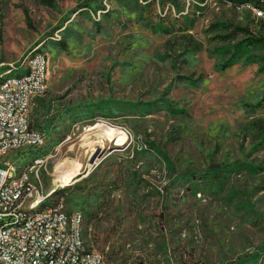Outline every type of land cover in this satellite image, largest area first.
<instances>
[{
  "label": "rangeland",
  "instance_id": "374dc122",
  "mask_svg": "<svg viewBox=\"0 0 264 264\" xmlns=\"http://www.w3.org/2000/svg\"><path fill=\"white\" fill-rule=\"evenodd\" d=\"M34 48L47 142L0 168L38 164L112 264H264L263 23L218 0H0V75Z\"/></svg>",
  "mask_w": 264,
  "mask_h": 264
},
{
  "label": "built area",
  "instance_id": "2783aa9c",
  "mask_svg": "<svg viewBox=\"0 0 264 264\" xmlns=\"http://www.w3.org/2000/svg\"><path fill=\"white\" fill-rule=\"evenodd\" d=\"M243 8V6H239ZM262 13V12H258ZM257 19V18H256ZM2 66H0L1 68ZM10 68H20L14 61ZM44 68H49L48 56L34 58L33 75L27 81H15L4 85L0 90V160L10 152L23 148H36L37 141L45 139V133L34 129L24 132L25 122L29 120V108L39 92H45L48 77H43ZM7 168H0V264H112L100 252L86 242L81 233L63 231L64 219L50 221V214H58V207L43 206V199H49V191L44 192L40 203L41 216H32L31 209L26 215H18V207L23 202H31L30 194H21L17 186L8 187V179L13 178V164L6 161ZM40 171L38 164L27 168V173ZM36 185V182H26ZM75 218V216H73ZM40 219H47V227H40ZM7 221H18V230H6ZM66 252H74V261H65Z\"/></svg>",
  "mask_w": 264,
  "mask_h": 264
},
{
  "label": "bare ground",
  "instance_id": "6f19581e",
  "mask_svg": "<svg viewBox=\"0 0 264 264\" xmlns=\"http://www.w3.org/2000/svg\"><path fill=\"white\" fill-rule=\"evenodd\" d=\"M223 1L229 5H235L238 8L239 6L244 7L242 9H247L252 13L254 18L262 22L264 24V0H218ZM262 12V13H258ZM47 54L38 48H34L30 50L20 61V68H11L12 70H16V75H0V90H3L4 85H10V83L15 81H27L29 77L33 75V63L34 58H38L39 56H46ZM10 65H14V62ZM48 68H44L43 77H49ZM48 83V80H47ZM44 92H39V96H41ZM37 97L33 98V104ZM0 105H3V98H0ZM32 108V106H31ZM29 108V114L30 110ZM24 132H32V127L30 122H25ZM47 140L41 139L37 141V147L41 148L46 144ZM99 150V148H97ZM95 155L90 158V162L93 163L95 159ZM13 178L8 179V187L17 186V179H22V182H19V190H21V194H30L31 193V202H23L18 207V215H26L31 209L32 216H41L42 215V207L40 205H33L31 208V203H40L42 198L41 192V183L37 179V175L35 176L36 171H31L29 174L27 173V169L17 170L15 166H13ZM26 182H36V185H26ZM56 192V191H55ZM52 192H49V199H43V206L45 207H58V214H50V221H59V216L64 219L63 231H72L75 229L76 233L83 232V224L84 218L81 213L75 211H68L64 205L63 201H52L51 197ZM75 216V218L73 217ZM40 227H47V219H40ZM19 222L18 221H7L6 222V230H18ZM65 261H74V252H66ZM53 264H62V262H54Z\"/></svg>",
  "mask_w": 264,
  "mask_h": 264
},
{
  "label": "trees",
  "instance_id": "16d2710c",
  "mask_svg": "<svg viewBox=\"0 0 264 264\" xmlns=\"http://www.w3.org/2000/svg\"><path fill=\"white\" fill-rule=\"evenodd\" d=\"M43 4H46L48 6H51L53 4V0H41ZM262 23V22H260ZM257 132L259 133V136L261 139L264 140V120L263 119H258L257 120Z\"/></svg>",
  "mask_w": 264,
  "mask_h": 264
},
{
  "label": "crops",
  "instance_id": "0c3cea01",
  "mask_svg": "<svg viewBox=\"0 0 264 264\" xmlns=\"http://www.w3.org/2000/svg\"><path fill=\"white\" fill-rule=\"evenodd\" d=\"M46 53V52H45ZM47 54V53H46ZM48 56V55H47ZM49 59V58H48ZM37 99V98H36Z\"/></svg>",
  "mask_w": 264,
  "mask_h": 264
}]
</instances>
